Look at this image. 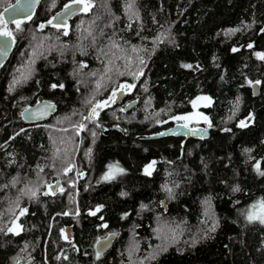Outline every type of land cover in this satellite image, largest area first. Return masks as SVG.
I'll return each mask as SVG.
<instances>
[{
    "label": "trees",
    "instance_id": "16d2710c",
    "mask_svg": "<svg viewBox=\"0 0 264 264\" xmlns=\"http://www.w3.org/2000/svg\"><path fill=\"white\" fill-rule=\"evenodd\" d=\"M69 1L42 0L21 31L10 25L15 41L0 66V264H264V224L243 214L264 200L255 167L264 171V0H88L67 24L37 27ZM119 80L134 85L137 104L98 113L95 135L76 144L72 122ZM256 80L258 96L248 83ZM198 94L211 98L207 138L139 137ZM42 98L56 110L26 122L21 110ZM145 102L151 117H130ZM110 165L124 171L105 180ZM111 231L113 243L97 252Z\"/></svg>",
    "mask_w": 264,
    "mask_h": 264
},
{
    "label": "water",
    "instance_id": "95a60500",
    "mask_svg": "<svg viewBox=\"0 0 264 264\" xmlns=\"http://www.w3.org/2000/svg\"><path fill=\"white\" fill-rule=\"evenodd\" d=\"M41 1L42 0H13L7 5H5L4 7H2V9L0 10V18H2V21L5 23L7 30L10 31V25L16 21L28 20L34 14L35 10L40 5ZM65 5H69L70 7L66 9ZM83 6L84 5L82 4L81 5L73 4V0L69 1L63 4L59 9H57L52 14L50 19L46 21H40L37 27L39 29H43L46 25H50L48 23V21L50 20L53 21V24L65 25L77 13L82 11ZM75 9H80V10L74 11V14H71V15L67 14L68 12H71ZM54 17H56L55 20H53ZM41 25H43V27H41ZM263 29H264V26H263ZM14 41H15V38L13 34L12 36H0V66L8 59L11 53V50L13 48ZM5 51L7 52V55H4ZM256 81L252 83V90H253V94L258 96L260 95L261 88H260V83L256 84L255 83ZM118 98L119 97H117L115 101H117ZM193 101H195V98L192 100V102ZM96 104H101V101H99ZM96 104H94V106ZM136 104H137V100L133 99L129 101L125 107H123V110L124 111L129 110ZM55 110H56V103L54 101L48 98H42L32 104L25 106L21 110V116L26 122L31 123V124H37V123H41L49 119ZM202 115L208 118L207 121H205L203 118L202 119L193 118L196 122H198V124L195 126H187L183 122H177L167 128H163V129L150 132V133L141 134L139 135V137L140 138H157V137H164V136H170V135L182 136L183 137L182 144L188 138H195V139L207 138L209 135L210 127L212 125V120L208 113H203ZM252 115L253 113H251L250 116ZM202 123H205V124H202ZM112 128L119 129L120 126L117 124L111 125L107 127L105 131L110 130ZM58 186H59V180H55L47 185V189L51 192H55ZM160 205L163 207L164 211H167L168 206H167V201L165 198L160 199ZM65 232H66L67 237L73 236V230H72L71 224L66 225ZM115 237H116V233L114 231H111L107 233V235L98 238L94 243L95 250L99 253L105 251L111 246Z\"/></svg>",
    "mask_w": 264,
    "mask_h": 264
},
{
    "label": "snow or ice",
    "instance_id": "6c2138e0",
    "mask_svg": "<svg viewBox=\"0 0 264 264\" xmlns=\"http://www.w3.org/2000/svg\"><path fill=\"white\" fill-rule=\"evenodd\" d=\"M73 4H76V5H84V8L83 10H88L90 7H91V4L88 2V0H73ZM11 7V6H9ZM70 6L69 5H65V8L68 9ZM129 7H132V5L130 4ZM80 9H75L71 12H68L67 14L68 15H71V14H74V11H79ZM7 11V9H6ZM56 17L53 18V20H55ZM0 21H2V18H0ZM22 22H16V30L17 31H21V27H20V24ZM49 24H53V21L50 20L48 21ZM54 27H60L61 25L59 24H54L53 25ZM41 27H43V25H41ZM230 32H233V31H236V30H229ZM67 34V33H65ZM0 36H12V32L11 31H8L7 29H4V30H0ZM249 47H252V45H249ZM133 51H135V49H133ZM233 51H238V49H233ZM4 55H7V52L5 51L4 52ZM256 55L264 60V53H256ZM141 64L144 63L143 60L140 61ZM185 67H191V65H185ZM27 78V77H26ZM19 81H14V83H18ZM249 84L253 83L252 81H249L248 82ZM256 84H259L260 81H256L255 82ZM53 87H55V85H53ZM60 87H63V85H60ZM99 87V85H98ZM121 87H127V88H131V87H134V85H126V86H121ZM10 91L12 90V88L9 89ZM111 99V98H110ZM197 99H208V98H197ZM90 103V101H89ZM193 105L195 106V101H193ZM107 106V102H103L102 104H96L95 106L92 107L91 109V113L89 116H85L83 117L84 120H90V119H93L94 117L98 116V109L101 108V107H106ZM23 115V114H22ZM202 116V114H200ZM202 118L207 121V117H203ZM176 119H188V117H176ZM186 126V125H185ZM241 127H245V123L243 121H241ZM86 125H84L83 123H81L79 125V128L80 129H83L85 128ZM93 135H95V133H93ZM90 151V150H89ZM152 167V165H148L146 168H145V172L146 174H151V172L149 171V169ZM256 170L259 172L260 175H264V171H260V166H259V163L256 164ZM115 168V172L112 171V169ZM67 171V169H66ZM124 170L122 168H119L118 166H113V165H110L109 166V173L105 174V176L103 177V179L105 180H110V179H114L115 178V174L116 173H122ZM235 190H239L238 188L235 189ZM170 191V190H169ZM47 194V193H45ZM33 196H35V192L32 193ZM207 203V202H206ZM253 209H256V208H259L260 211L259 212H255V211H249L247 213V216H246V219L248 220L249 223H253V222H259L260 224H264V200H261V201H258L256 204L252 205L251 206ZM26 211L25 210H22L21 211V215L24 214V212ZM94 214V213H93ZM19 227V226H17ZM106 227V225H105ZM9 231H13V229H9ZM212 231H215V226L213 227ZM195 243V241L193 242ZM167 247H164L161 249V251H167ZM97 256L99 257V253L97 254ZM153 259H155V257H153Z\"/></svg>",
    "mask_w": 264,
    "mask_h": 264
},
{
    "label": "flooded vegetation",
    "instance_id": "af4514ba",
    "mask_svg": "<svg viewBox=\"0 0 264 264\" xmlns=\"http://www.w3.org/2000/svg\"><path fill=\"white\" fill-rule=\"evenodd\" d=\"M84 8V6H83ZM83 10V9H82ZM126 85H131L130 83H124V84H121L119 85L116 90L112 93V94H109L105 97H103L101 100V104L103 102H107V106L106 107H101L99 108L97 111L98 113H106L108 112L107 114L109 115V112L111 114V111L113 109V106H118V107H121V109L123 110V107L126 106V104L135 99L133 97V90H132V87L131 88H127V87H121V86H126ZM120 93V94H119ZM119 95V96H118ZM206 95V94H204ZM203 94H198L196 95L194 98H195V106L193 105V102L192 99L190 101V106L188 109H186L184 112L180 113V114H177L175 115V118L172 119V122H163V126L160 128V129H163V128H167L171 125H173L174 123H177V122H183L185 123L187 126H195L198 124V122H196L193 118H198V119H202V116L200 114H203V113H208L209 116H210V113H209V107L211 106V98H209L208 95H206V100L204 99H197L198 97L199 98H202ZM118 98L117 101H115V99ZM111 98V99H110ZM98 101V102H99ZM96 102V103H98ZM95 103V104H96ZM94 106V105H93ZM130 110V109H129ZM129 110H126V111H129ZM124 111V110H123ZM125 111V112H126ZM112 115V114H111ZM176 117H188V119H176ZM204 117V116H203ZM96 118V117H94ZM202 124H205V123H202ZM159 129V130H160ZM109 130L107 131H103L104 133L108 132ZM172 136V135H170ZM165 137H168V136H165ZM172 137H177L179 139H181V145L182 144V139L183 137L182 136H172ZM189 139V138H188ZM195 139V138H193ZM187 140V139H186ZM155 164V162L152 163V166Z\"/></svg>",
    "mask_w": 264,
    "mask_h": 264
},
{
    "label": "rangeland",
    "instance_id": "374dc122",
    "mask_svg": "<svg viewBox=\"0 0 264 264\" xmlns=\"http://www.w3.org/2000/svg\"><path fill=\"white\" fill-rule=\"evenodd\" d=\"M4 29H7L6 28V26H5V23L2 21L1 23H0V30H4ZM10 31L12 32V34H14L13 33V28H12V26H11V29H10ZM115 41V42H114ZM116 42H118V40H113L112 41V45H113V43H115L116 44ZM141 71H138V73H137V75L140 73ZM135 73V72H134ZM136 74V73H135ZM136 75V76H137ZM126 84V83H129V81H125V80H119L118 82H116V84ZM132 83V82H131ZM94 84V83H93ZM115 84V85H116ZM116 90V87H112V89H111V91H110V94H112L114 91ZM92 94H95V92L93 91L92 92ZM91 94V95H92ZM202 98H206V95H204L203 94V96H202ZM204 100H206V99H204ZM147 104H146V102L145 103H142V104H140L138 107H135L133 110H132V113L130 114V117H135V116H137L140 112L145 116V117H151L149 114H148V106H146ZM119 108H121V107H119ZM148 109V110H147ZM81 114H82V116H81V119H80V121L78 122V123H76V122H72L73 124L71 125L73 128H74V130H75V133H76V136H77V138H76V144H78V143H80L81 141H83V139H84V137H85V135L87 134V136L88 135H93V133H95V129H96V123L93 121V120H84L83 119V117H85V116H88L87 115V109H85V111H82V112H80ZM78 116V115H77ZM76 116V117H77ZM67 117H69V119L68 120H71L72 118H71V115H69V116H67ZM75 117V118H76ZM62 118H64L63 116H62ZM73 118H74V116H73ZM247 118V117H246ZM246 118H243V119H241L240 120V124H241V121H245V119ZM61 120V119H60ZM81 123H83L84 125H86V127L85 128H83V129H80L79 128V125L81 124ZM67 146L68 147H73L74 146V144H72V146L70 145V142H68L67 143ZM78 146L77 147H73V150L76 152L77 150H78ZM260 201V200H259ZM258 202V201H257ZM256 202V203H257ZM255 203V204H256ZM252 205H250V206H247L244 210H243V214L245 215V216H247V213L249 212V211H255V212H259L260 211V209L259 208H256V209H253L252 207H251ZM17 226H19L18 225V214L16 215V216H14L13 217V219L11 220V224H10V228L11 229H13L14 231H16V230H18L19 229V227H17ZM157 228H159V226H156ZM157 232H159V229H158V231ZM157 236L158 235H160V237H161V234H156ZM136 247L135 246V242L134 241H132V243H131V245H129V247L130 248H132V247Z\"/></svg>",
    "mask_w": 264,
    "mask_h": 264
}]
</instances>
